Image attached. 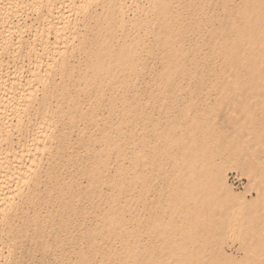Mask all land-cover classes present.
I'll use <instances>...</instances> for the list:
<instances>
[{
	"label": "bare ground",
	"instance_id": "bare-ground-1",
	"mask_svg": "<svg viewBox=\"0 0 264 264\" xmlns=\"http://www.w3.org/2000/svg\"><path fill=\"white\" fill-rule=\"evenodd\" d=\"M139 1L0 0V50L14 53L24 45L36 58L34 62L28 61L25 75L24 65L13 69L0 65V142H10L5 151H0V232L11 231L6 226L10 225L16 212L25 209L26 201L29 203L38 198L36 183L40 173L46 172L42 162L53 139L57 138L59 146L69 144V129H63L59 134L51 128H37L36 133L22 144L12 145L14 133L20 132L31 119L40 98L41 109L46 112L52 110L50 100L56 102L50 114L66 117L71 126L86 119L97 127L98 134L94 140L99 141L100 151L89 157V183L91 194H100L96 188L108 169L107 162L112 159L110 155L114 154L120 162L114 171V178L119 179L110 184L112 189L120 186V179L128 175L127 168L152 163V154L156 150L152 151V145L148 146L140 137H134L135 125L128 126L133 119H140L144 126L152 122L142 98L146 92L148 99L156 98L152 93V83L155 89L161 87L163 95H167L166 89H178V80L183 77L194 80L199 88L206 87L207 94L216 90L214 103L227 104L229 112L225 117L228 121L233 118L231 111L233 105L236 107L237 97L245 93V101H251V92L261 82L264 84V0H237L233 2L237 3L235 10L228 7L229 0H223L220 6L223 13L229 15L228 19L201 10L202 0H144L142 4ZM25 6L37 12L34 19L26 20L21 15L20 11ZM185 9L197 11L191 30L184 23ZM130 10L132 15L128 13ZM189 33L196 38H191L190 45L186 47L182 41ZM201 37L206 38L214 49L209 55L201 53L203 48L197 41ZM190 51V56L185 58ZM152 57L160 58L159 69L152 67ZM141 76L144 77L142 84L139 82ZM106 92V102L111 109L105 112V117L98 120L100 113L93 107L83 111L81 99L94 98L100 104ZM189 110L190 105H183V118H189ZM217 110L216 105L211 106V111ZM168 113L166 110L164 114ZM253 114L248 109L240 118L242 121L236 134L238 140L225 148L227 156L220 160L215 156L216 149L222 147V140L207 124V117L195 116L186 122L188 139L169 137L170 141L161 144L168 156V151L178 147L180 154L174 159L179 158L178 163L187 172L184 182L181 175L177 176L176 183L182 184L184 190L175 195L176 203L200 199L205 207H209L216 205V196L224 201H233V213L228 215L229 234L230 238L239 231L248 235L241 256L247 262L253 258L255 247H264V191L257 190L251 198H247L244 192H235L228 182L227 171L235 168L250 175L252 181L256 180V150L249 144L251 138L246 139L251 133H242L243 127L249 128L253 124ZM167 132L175 135L176 131L171 128ZM126 134L131 136L126 137ZM127 147L130 151L124 153ZM88 148L93 149V146L89 144ZM102 150L109 152L102 153ZM138 176L133 174L129 183L136 184ZM55 191V198L62 199L64 190L56 187ZM120 193L118 187V193L112 195V199ZM137 200L145 202L139 193ZM43 202L46 204L48 201L43 199ZM64 205L70 208L72 203L64 202ZM218 205L224 206L222 203ZM148 207L152 208V201ZM246 207L253 208L254 217L250 229L245 230L238 224L240 214L237 211ZM219 209L222 210L221 207ZM121 212L123 207H112L93 227L95 230L103 226L105 236L124 243L121 248L103 250L90 241V252L100 253L99 264H104L106 259H118L124 264H152V248L141 250L136 241H125ZM149 218L146 224L134 220L129 235L135 236V227L152 231V213ZM221 219L226 217L223 215ZM222 220L217 222L218 226ZM30 221L39 222V219L31 218ZM202 224L206 226V223ZM173 227L169 223L163 228L161 239L165 241V248L173 249L177 242ZM197 227L199 225L196 229L201 234ZM185 241L178 242L182 244ZM126 248L130 251L123 255ZM74 264H91V255L80 250ZM260 264H264V257Z\"/></svg>",
	"mask_w": 264,
	"mask_h": 264
},
{
	"label": "rangeland",
	"instance_id": "rangeland-1",
	"mask_svg": "<svg viewBox=\"0 0 264 264\" xmlns=\"http://www.w3.org/2000/svg\"><path fill=\"white\" fill-rule=\"evenodd\" d=\"M222 1L202 0L201 10L211 14H220L222 19L224 16L228 19L229 15L226 12L223 13L221 9L220 3ZM236 1L229 0L228 7L235 10L237 3L233 4V2ZM142 2L144 0L139 1L141 4ZM134 7L132 10L135 11ZM30 8L25 6L20 11L26 20L34 19L37 16V12ZM185 10L184 23L189 27L188 30H191L197 11L194 9ZM130 12L131 10L128 11L129 14ZM191 38L195 39L196 36L189 33L183 38L182 44L188 47ZM197 41L202 45V55H209L214 50L206 38L201 37ZM38 49H41L40 45H38ZM190 54L191 51L185 55V58H188ZM29 60L34 62L36 60L35 54L29 53L24 45H20L14 53L0 50V65H8L11 69L24 65L25 68L22 69L24 75L27 74L26 68ZM160 64L159 57H152L153 68L159 69ZM187 64L191 66L189 60H187ZM185 78L178 80L180 85L178 89L165 88L167 95L161 93V87L155 89L153 83L152 93L156 94V98L148 99L147 92L144 93L142 97L144 100H142L144 107L152 116V122L144 126L140 119H133L128 123V126L135 125L134 137H140L148 146L152 145V151L156 150V153L152 154V163L127 168L128 175L120 179V186L112 189L110 184L119 179V177L114 178V171L120 162L115 159L114 154L110 155L112 159L107 162L109 163L108 169L104 172L103 178L98 184L99 187L96 188L98 193L101 191L100 194H91L92 187L89 183L91 172L89 157L93 152L100 151L98 148L99 141L94 140L96 139L95 135L98 134L97 127L86 119L77 121L74 127L71 126L66 117L50 114V111L53 112L56 102L50 100L52 110L46 112V110L41 109L42 100L40 98V101L37 102L36 112L31 114V119L24 124V128L20 132L14 133L12 145L17 147L22 144L24 140L31 137L32 133H36L37 128H44L45 130L51 128L59 134L67 128L70 131L69 144L59 146L57 138L53 139V144H51L52 146L42 162V168L46 172L40 173L39 181L35 179L37 181L36 190L39 195L36 198L37 202L28 203L26 201L25 209L17 211L12 217L10 225L6 226L11 231L2 230L0 232V247H2L0 264H74L80 250L91 255V264H99L100 253L93 254L90 252V241H93L96 246L103 248V250H108L111 247L121 248L124 244L105 236L106 230L103 229V226L93 230L95 222L100 219L103 213L110 211L112 207H123L121 213L124 216L122 226L125 241H136L141 250L152 248V264L261 263L264 257L262 254L263 246L255 247L252 252L253 258L247 262L241 256L247 244L248 235L244 231H239L235 237L232 236L233 239L230 238L228 215L233 213V201H224L216 196L214 199L216 205L209 207H205L200 199H190L188 203H176L175 195L178 191L184 190L182 184L176 183L179 179L177 176L181 175V180L184 182L187 172L178 163L179 158L178 160L174 159L180 154L178 147H173L172 150L168 151L170 154L168 156L164 151V145L161 144H164L166 140L170 141L169 137L176 140L180 137L188 139L185 134L186 122H190L191 118L195 116L207 117L209 119L207 124L218 133L222 140V147L216 149L215 159L226 158L228 151L225 148L238 140L236 134L241 125L242 120L240 118L249 109L250 112H254L251 116V120L254 119L253 124L249 128L243 127L242 133H251L246 139L251 138L249 144L256 150L257 177L256 180L252 181L250 175L230 168L227 171L228 182L235 192H244L247 198L256 195L257 190L264 191V84L261 82L251 92V101H245V93L237 97L236 107L233 105L231 111L233 118L228 121L225 117V114L227 115L229 112L227 104L225 102L214 103L216 90L207 94L208 89L206 87L199 88L194 80ZM143 80L144 77L141 76L139 82L142 84ZM40 92H38V96ZM107 97L108 92L100 104L94 98L81 99L83 111H87L91 107L96 108L100 113L98 120H101L106 116L105 112L111 109L106 102ZM183 105H190L188 119L182 117ZM212 105H216L218 109L216 112L211 111ZM166 110L169 113L165 115ZM114 117L113 115L112 118ZM171 128L176 131L175 135H168L167 131ZM130 136L131 134H126V137ZM89 144L93 146V149L88 148ZM9 145V141H1L0 151H5ZM129 151L130 148L127 147L123 152L128 153ZM107 152L109 151L102 150V153ZM124 163L128 165L127 160ZM135 173L139 175L136 184L129 183L130 177ZM248 186L251 187L248 188ZM56 187L64 190L62 199L55 198ZM118 187H120L121 193L116 199H112V195L118 193ZM138 193L142 196L144 203L137 200ZM43 199L48 202L44 204ZM151 201L152 208H149ZM168 201L169 204H167ZM64 202H71L72 206L68 208ZM22 203L23 199L20 201L19 207ZM221 203L224 206L218 205ZM245 206L247 205L245 204ZM253 211L252 207L237 211L240 214L238 224L245 230L251 227L254 217ZM215 212L218 213L215 215ZM150 213H152V231L135 227L133 229L135 236H130L131 223L136 219L145 224L148 223ZM223 215L226 219L222 220ZM31 218H38L39 222H32L30 221ZM219 220L223 222L218 226ZM169 223L174 226L173 234L177 241L173 249L165 248V241L161 239L163 228ZM202 223H206V226H203ZM198 225L197 228L201 230V234L196 229ZM183 239L186 241L180 244L178 241ZM129 251L130 248L124 249L123 255ZM224 253L229 256L226 257ZM190 259L192 261H189ZM104 264L124 263H120L118 259L114 261L106 259Z\"/></svg>",
	"mask_w": 264,
	"mask_h": 264
}]
</instances>
